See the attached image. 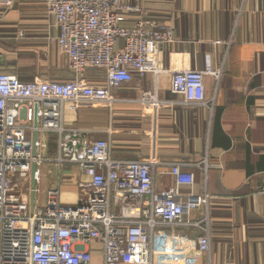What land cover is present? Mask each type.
I'll return each instance as SVG.
<instances>
[{
	"label": "crops",
	"instance_id": "crops-1",
	"mask_svg": "<svg viewBox=\"0 0 264 264\" xmlns=\"http://www.w3.org/2000/svg\"><path fill=\"white\" fill-rule=\"evenodd\" d=\"M6 1L0 0V73L67 69L64 54L66 62L60 54H27L25 45L37 39L48 51L57 46L60 29L47 15L46 0H13L10 7ZM141 7L143 15L175 31L159 56L160 73L136 74L131 83L110 89L112 107L73 109L66 103L64 127L90 142H109L115 160L152 163L158 192L175 186L173 164L194 175V185L181 193L199 207L186 216V225L155 231L153 264H264V0H144ZM45 59L46 65H39ZM208 70L221 75L205 76V105H186L172 94L173 74ZM101 71L46 80L82 78L103 85ZM147 91H156L161 103L142 105ZM45 144L51 161L41 167L37 187L41 184L44 198L60 187L61 203L76 205L78 184L88 177L77 165L60 170L53 162L59 154L56 135L47 134ZM194 223L208 224L209 252L199 250L203 233ZM88 249L94 264H103L102 245L94 242Z\"/></svg>",
	"mask_w": 264,
	"mask_h": 264
},
{
	"label": "built area",
	"instance_id": "built-area-1",
	"mask_svg": "<svg viewBox=\"0 0 264 264\" xmlns=\"http://www.w3.org/2000/svg\"><path fill=\"white\" fill-rule=\"evenodd\" d=\"M143 1L46 0L47 15L60 29L57 46L68 58L69 69L76 76L89 69L104 70L105 84L82 78L22 81L0 73V264H94L88 249L94 242L102 245L103 264H153L155 231L186 225V216L198 209L192 196L183 198L181 191L192 187L195 177L180 164L170 169L175 186L158 192L152 163L115 160L109 142H90L63 124L66 103L73 109L112 107L110 89L131 83L136 74L160 73L159 56L174 41L175 31L143 15ZM12 4L6 1L8 7ZM136 14L139 17L129 24ZM206 75L219 79L221 72L173 74L172 94L186 105H205ZM160 103L156 91L143 93L142 105ZM47 134L58 137L59 154L53 162L59 169L77 165L88 177L78 184L76 205L61 203L60 187L47 190L43 201L37 198L41 167L51 161L44 152ZM192 226L203 233L197 239L199 250L209 252L208 224Z\"/></svg>",
	"mask_w": 264,
	"mask_h": 264
},
{
	"label": "rangeland",
	"instance_id": "rangeland-1",
	"mask_svg": "<svg viewBox=\"0 0 264 264\" xmlns=\"http://www.w3.org/2000/svg\"><path fill=\"white\" fill-rule=\"evenodd\" d=\"M24 32H21V35H23ZM25 34V33H24ZM53 44V43H52ZM27 46V50L29 53L27 54H60L59 56L64 58L63 62H66V58L64 57V55L59 51V49L57 48V46L55 45V47L51 50L48 51V49L46 48L47 46H45L43 44V42L40 39H37L36 42L31 43V44H27L25 45ZM53 46V45H52ZM47 60H43L42 62L39 63V65L45 66L46 65ZM91 71L93 73H91ZM35 70H29V69H24V76L21 75H15L18 78H38L40 80H46V79H54V78H60V79H65V81L67 80H71V78H73L74 76H76L77 74L74 73L73 71H71L69 69V67L67 66V69H62V70H56V69H50L49 67H45L43 69H40L39 72L37 74H31L34 73ZM94 72H102L100 69H89L86 70L84 73L80 74L79 76L81 77L82 75L84 77H91V74H94ZM30 73V74H29ZM29 74V75H27ZM99 76H104V75H99ZM21 79V80H22ZM25 81V80H22ZM29 186V183H28ZM41 186V184H40ZM40 186L38 187V194H37V198L39 200H43L44 199V195L41 192Z\"/></svg>",
	"mask_w": 264,
	"mask_h": 264
},
{
	"label": "water",
	"instance_id": "water-1",
	"mask_svg": "<svg viewBox=\"0 0 264 264\" xmlns=\"http://www.w3.org/2000/svg\"><path fill=\"white\" fill-rule=\"evenodd\" d=\"M37 125H38V119L35 120V126H37ZM36 139H37V134L34 135V141H36ZM36 171H37V168L34 167L33 176L36 174ZM32 188H33V191L36 188L35 179H33V181H32ZM31 200H32V206L34 207V204H35V194H34V192L31 195Z\"/></svg>",
	"mask_w": 264,
	"mask_h": 264
}]
</instances>
